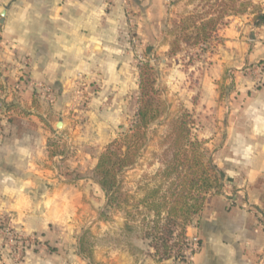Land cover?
Segmentation results:
<instances>
[{
    "label": "rangeland",
    "instance_id": "374dc122",
    "mask_svg": "<svg viewBox=\"0 0 264 264\" xmlns=\"http://www.w3.org/2000/svg\"><path fill=\"white\" fill-rule=\"evenodd\" d=\"M4 1L6 3V0H0V12L6 8ZM119 2L125 27L120 32L118 70L110 75L98 70L76 74L65 85L36 81L28 57L10 59L15 52L4 37L5 22H0V143L19 136L25 118L40 115L38 122L46 132L43 136L47 138L51 159L46 168L57 175L58 184L70 186L79 193L82 209L77 214L81 222L70 234V239L79 237L78 250L81 254L83 243L86 253L81 255L90 264H108L116 250L143 257L150 255L155 259L151 239H144L138 230L125 231L123 213L110 211L109 219L101 218L107 201L93 178L101 154L135 121L141 67L149 63L155 69L156 83L169 108L170 118L184 111L192 115V136L205 143L214 164L222 172L225 168L221 162V150L229 138L227 111L230 113L236 108L240 112L247 99L264 85V59L258 56L255 62L238 71L241 80L248 84L235 83L234 70H228L225 76L211 81L210 87L205 88L204 76L210 74L218 61L226 60L225 40L220 35L221 41L213 49L207 44L198 47L182 45L180 52L170 54L177 24L195 9L198 0H181L179 3L171 0L166 6L157 8L151 5L153 16L150 21L145 19L144 11L133 0H105L108 8ZM254 3L257 7L254 11L228 19L227 26L234 18L254 15L255 20L256 13H264V0H254ZM243 84L246 86L242 87ZM32 110L40 114H32ZM58 120L66 123L65 128H55ZM168 132V119L151 128L150 140L139 162L121 176L125 189L136 192L144 178L150 180L162 168L164 153L169 146L165 139ZM51 152L54 155H50ZM223 186L221 195L228 194V207L244 202L236 194L237 186L226 183L224 178ZM209 203L210 200L207 207ZM251 212L262 220L258 210L253 208ZM202 215L195 218L190 227H196ZM57 231L69 234L64 229L58 228ZM44 239L43 234L26 230L12 213L0 207V264H25L30 251L54 252ZM58 239L68 238L60 235ZM188 239L200 237L194 233ZM176 240L172 239L171 244ZM186 247L187 243L185 261L190 258L187 250L194 246L187 247V250ZM90 253L91 260L86 257ZM97 256H101L99 260Z\"/></svg>",
    "mask_w": 264,
    "mask_h": 264
},
{
    "label": "crops",
    "instance_id": "0c3cea01",
    "mask_svg": "<svg viewBox=\"0 0 264 264\" xmlns=\"http://www.w3.org/2000/svg\"><path fill=\"white\" fill-rule=\"evenodd\" d=\"M133 1L150 21V6L163 7L171 0ZM4 7H9L4 37L15 52L9 58L28 57L36 81L65 85L76 74L98 70L110 75L118 70L120 32L125 27L120 2L108 8L105 0H6ZM219 35L225 40L226 60L204 76L205 88L228 70H234L235 83H246L238 71L258 56L264 59V24L246 15L232 19ZM227 112L229 138L220 155L223 178L237 186L244 202L228 207L227 193L210 198L196 227L188 228V236L199 235L200 247L187 261L158 262L150 255L116 250L108 264H264V85L240 112ZM38 117L25 118L19 136L0 143V207L26 230L43 234L54 249L30 251L25 264H90L78 250L79 237L70 239L81 222L79 193L58 184L57 175L46 168L51 159ZM58 228L69 234H60ZM60 235L68 239H58Z\"/></svg>",
    "mask_w": 264,
    "mask_h": 264
},
{
    "label": "trees",
    "instance_id": "16d2710c",
    "mask_svg": "<svg viewBox=\"0 0 264 264\" xmlns=\"http://www.w3.org/2000/svg\"><path fill=\"white\" fill-rule=\"evenodd\" d=\"M198 1L173 32L176 37L171 55L180 52L182 45L207 44L215 48L221 41L219 32L227 26L228 19L257 8L254 0ZM255 21L264 24V14L256 13ZM168 109L156 83L155 69L149 63L144 64L140 69L135 121L101 154L93 178L106 196L107 206L101 218L109 219L110 211L123 213L125 231L138 230L144 239H151L150 246L158 262L171 259L184 262L188 227L203 214L211 197L222 194L224 173L214 164L205 143L192 136V115L184 111L170 118ZM164 119H168L170 132L165 137L169 146L162 168L150 180L144 178L132 193L125 189L121 176L137 165L150 140L151 128ZM172 239H177L174 244ZM85 253L82 243L81 254ZM86 257L91 260L92 254Z\"/></svg>",
    "mask_w": 264,
    "mask_h": 264
},
{
    "label": "built area",
    "instance_id": "2783aa9c",
    "mask_svg": "<svg viewBox=\"0 0 264 264\" xmlns=\"http://www.w3.org/2000/svg\"><path fill=\"white\" fill-rule=\"evenodd\" d=\"M189 246H194V248L187 250V247H189ZM187 247H186V250L189 251V256L191 257L193 255V253L194 252L196 253L200 247L199 240L198 239H188L187 240Z\"/></svg>",
    "mask_w": 264,
    "mask_h": 264
},
{
    "label": "water",
    "instance_id": "95a60500",
    "mask_svg": "<svg viewBox=\"0 0 264 264\" xmlns=\"http://www.w3.org/2000/svg\"><path fill=\"white\" fill-rule=\"evenodd\" d=\"M9 7H6L5 9H3L1 12H0V17H1V23L3 24L5 22V17L7 15V11H8ZM63 126V123L62 121L59 122L58 124V128H62Z\"/></svg>",
    "mask_w": 264,
    "mask_h": 264
}]
</instances>
